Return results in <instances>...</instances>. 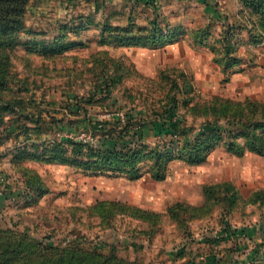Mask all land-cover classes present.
<instances>
[{"label": "rangeland", "instance_id": "374dc122", "mask_svg": "<svg viewBox=\"0 0 264 264\" xmlns=\"http://www.w3.org/2000/svg\"><path fill=\"white\" fill-rule=\"evenodd\" d=\"M256 17L243 0H28L15 46L1 51L0 264H187L212 255L216 264H264V238L248 231L264 237V175L239 172L242 157L224 144L200 165L175 159L164 181L93 176L53 159L70 154L71 140L103 141L126 113L145 124L151 150L170 143L161 129L170 118L198 130L214 120L216 99L264 102ZM223 181L244 199L192 217L204 187ZM224 223L248 229L232 238Z\"/></svg>", "mask_w": 264, "mask_h": 264}, {"label": "trees", "instance_id": "16d2710c", "mask_svg": "<svg viewBox=\"0 0 264 264\" xmlns=\"http://www.w3.org/2000/svg\"><path fill=\"white\" fill-rule=\"evenodd\" d=\"M243 1L257 16L256 26L259 24L264 29V0ZM27 3L28 0H0V62L2 63L8 59V53L4 54L1 51L4 48L5 50L13 48L16 44L12 38L15 37L13 34L24 28ZM94 9L99 11L101 8L96 5ZM151 43L157 45L155 40H151ZM60 50H64V47ZM218 100L220 99L214 102ZM214 102L208 105L210 113L215 115L214 120H208L198 130L187 128L180 120L172 118L164 122L161 129L171 137V140L170 143L165 142L163 149L157 146L149 150L143 140L145 124H138L132 114L126 113L123 119L117 120L118 123L122 122L120 124L122 128L104 133V137L107 138L103 141L97 140L99 141L97 144L71 140L70 148L64 151V153L69 151L70 154L64 156L56 154L53 159L83 167L93 176L108 174L113 177L123 176L130 180H138L150 174L154 180L164 181L168 178L170 164L175 159L191 165H200L205 163L221 144L238 157L244 156L248 151L264 155V102L253 99L239 102L224 99L219 105ZM107 142L113 144L106 146ZM260 193L257 192L256 195ZM204 195L202 207L192 208L191 216L194 218L203 217L222 202H227L231 207L244 199L231 181L206 185ZM247 229L233 228L229 223L226 225L224 223L222 233L235 238L237 233H245ZM253 234L256 232L251 231L252 237ZM180 255L186 257L185 249ZM204 261L195 262L188 258L186 263L216 264L219 258L212 255Z\"/></svg>", "mask_w": 264, "mask_h": 264}, {"label": "crops", "instance_id": "0c3cea01", "mask_svg": "<svg viewBox=\"0 0 264 264\" xmlns=\"http://www.w3.org/2000/svg\"><path fill=\"white\" fill-rule=\"evenodd\" d=\"M260 69L262 72H264V63H263V65H261ZM241 159H242L241 160L242 165L239 168V172H244L246 174L250 173L249 174L250 178H251V175L254 173H256V175H257L255 177H258L259 174H260V176L264 175V155H260V154L248 151L244 156H242ZM249 159L255 161L254 166L253 165H251V166H245L244 165V163ZM255 230H256V228H252V227L248 229V231H255ZM253 237L260 238V240L264 238L262 233L261 232L259 233V231L256 232V234H253Z\"/></svg>", "mask_w": 264, "mask_h": 264}]
</instances>
